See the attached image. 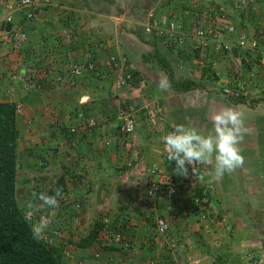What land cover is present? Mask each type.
I'll return each mask as SVG.
<instances>
[{
    "label": "rangeland",
    "instance_id": "rangeland-1",
    "mask_svg": "<svg viewBox=\"0 0 264 264\" xmlns=\"http://www.w3.org/2000/svg\"><path fill=\"white\" fill-rule=\"evenodd\" d=\"M3 1L6 10H9L8 5L14 2ZM83 1L85 15L80 29L83 28L84 37L79 45L73 48L80 49L81 56L78 59L76 56L66 58L64 69L69 68L70 64L83 62L89 56L103 67L107 64L109 56L115 55L118 58L123 57L128 65L131 63L134 65L133 82L137 85L135 90L132 89L133 82L130 87L114 90L111 80L89 76L82 86H77L78 82L70 84L62 79L61 68L60 71H53V68L50 73H43L38 69L42 67L41 65L38 67L39 63L46 62V56L37 64L35 60L40 56L31 57L29 52V55L22 53L20 65L24 69L20 74L22 81L28 85H35L38 79L53 74L50 78L52 86L67 84L70 87L66 93L72 96L69 113L70 116H74V121L70 119L65 123L57 118L50 120L44 132L40 133L42 135L35 136L34 133L29 134L26 131L32 127L33 122L23 115L25 105H19L18 102L15 104L18 131L15 188L17 202L22 212L25 214L24 205L30 200L36 204L41 203L34 200V193L46 192L52 195L59 190L57 206L52 209L43 206L37 215L50 216L52 219L43 238L55 248L61 264H214V259L224 254H227L228 264H264V249L262 250L258 242L264 237V176L258 180L253 179L248 185H240L236 177H231V182L225 185L229 193L224 196L221 191L223 185L217 184L210 177L206 165L199 163L193 165L198 175L204 177L203 181L192 173L191 166L186 177L175 175L174 161H167L162 145L159 163L149 165L143 162L142 157L144 151L142 146L148 138L141 136L142 140H137L132 135L127 139L118 130L119 124L123 121L121 117L125 116V114L120 116L119 111L127 109V114L130 112V108L122 105L125 101L131 100L129 97L134 98L131 102L136 100L132 105L140 113L135 131L139 130V124L140 129H144L148 123L156 125L160 118H164V112L159 105L151 100L152 90L149 91V87L158 85L162 76L166 75L169 82L171 79L178 83L188 80L181 79L184 76L189 77V74L193 76L195 73H198L197 77L201 76L207 81L216 80L217 76L211 67L212 61L208 54L214 58L213 53L216 52L215 58L221 55L224 61L227 59L229 65L224 67V72L228 75L226 84L239 88L243 82L240 77V61H246L237 51L240 48L236 47L235 30H229L227 20L231 19L232 9L238 8L240 16V13L250 10L254 1L246 0L247 3L243 4L242 0H229V5L224 7L223 4L217 3V0H104L106 2L104 6L107 7L104 9L99 5L101 0H93L98 1L93 8L86 6L87 3ZM172 2H175V5ZM208 2H211V6ZM151 10L154 15L165 19L173 18L184 28L190 29L192 23L197 22L198 26L206 30L205 49L192 47V44L182 49L167 48L159 44L156 38L146 34L144 29ZM90 12L115 16V31L109 32L103 22L95 23L97 21L93 18L96 14ZM33 18L31 17L29 21L31 22ZM68 24L72 23L67 21ZM0 25L3 28L5 24L1 22ZM99 25L104 27L100 28ZM69 28L71 27H67ZM67 34L71 35L68 37L73 36L71 32L67 31ZM104 34L110 40L113 39L110 52L107 50L109 45L104 47L96 45L103 42L100 38ZM70 40L62 44L64 46L62 51L58 50L61 56L67 55L69 47L72 46ZM143 43L149 47L143 49ZM23 46L24 44L19 46L17 51L21 53ZM55 46L60 48L58 43ZM98 48L104 54L100 59L95 56ZM173 66L179 73L177 80L173 76ZM195 84L196 88L201 87L200 83ZM170 88L181 89L172 86ZM96 89L102 90L101 99L94 97ZM144 90L146 92H143ZM214 91L224 94L220 86ZM83 94L89 96V99L92 98V101L89 102L87 99L89 105L82 108L78 102ZM146 97L148 102L153 103L152 106L144 108L141 105L139 109L140 102ZM229 99L240 102L245 97ZM151 109L156 113L153 114ZM56 111L58 110L54 113ZM106 111L111 113V123L107 124V128L110 129L106 131L105 127L101 128V124L100 130L92 129L97 127V116ZM80 112L84 117L81 122L84 123L91 117L95 124L91 128L79 126L81 128L79 132L69 135V125L79 122ZM148 113L152 114V119L157 120L155 123ZM165 126L170 127L169 124ZM52 128H55V131H52L56 132L55 137L49 138ZM95 142L100 143L99 148L102 152L105 150L119 152L118 157L114 159L116 166L112 169L107 168L105 171L92 169L96 166L94 165L96 155L89 150ZM137 162L141 164L137 165ZM119 170L121 171L118 172ZM64 173L67 174L71 189L68 191L64 185L63 190L57 187L56 191L51 193L56 179ZM165 174L177 178L178 185H181L179 196L147 197L146 190L151 179L164 180ZM226 176L228 178L230 175ZM181 179L185 181L181 183ZM101 188L113 191L115 197H111L110 201H104V194H97V190ZM240 193L256 195L262 201L242 199ZM159 220L167 224L164 232L158 231ZM88 235H93V239L83 248L80 242ZM262 244L264 246V241Z\"/></svg>",
    "mask_w": 264,
    "mask_h": 264
},
{
    "label": "crops",
    "instance_id": "crops-1",
    "mask_svg": "<svg viewBox=\"0 0 264 264\" xmlns=\"http://www.w3.org/2000/svg\"><path fill=\"white\" fill-rule=\"evenodd\" d=\"M252 1L254 2L251 4L249 11L240 13L239 16V9L235 7V10L232 9L231 19L227 20L228 27L232 26L235 30L234 33L236 38L234 39H236V47L240 48L237 51L240 53L241 57L245 59L244 61H246H240V77H242L241 79L244 82V88L247 92L245 99L240 100V102L233 101L224 94L214 91V89H217L218 86L222 87L226 84L228 75L227 72H224V67H227L229 63L227 59L224 61L221 55L219 58H215V55H217L216 52L213 53V59L210 57V54H208L210 61H212L211 67L217 76L215 78L216 80H213L212 82L207 81L204 78L202 79L201 76L197 77L196 75L198 73H195L192 76L188 72L187 74H189V77L184 76L181 79H188L194 83H200V88L195 87L190 90L183 91L181 89L174 90L172 88L160 90L158 85L149 87V91L152 90L151 92L153 94V99L151 98V100L159 105L161 111L164 112V118H160V122L156 123V125L148 123V126L144 129H140L141 125L139 124V130L135 131V134H133L137 140H142L141 136L148 138V140L146 139L144 142V146H142L144 149L142 152L143 162L145 161L149 165H155L158 164L161 159V145L163 146L161 138L176 124L184 123L192 125L202 132H208L211 129V122L209 119V113L211 110L225 105L238 108L243 113L244 127H246L249 131L245 134L243 140L239 144L244 160L243 164L233 172L226 173L224 176L214 179L217 184L223 185L222 188H224L221 189V191L224 193V196L229 193V189H227L225 185L231 182V177H236L237 183L240 185H248L253 182V179L258 180L262 178L261 176H264V91H262L263 77L260 72V66L264 64V0ZM83 2V0H51L48 7H42L38 10L31 22H24L23 18L20 17V14L14 12L12 13L13 22L11 24L4 25L3 28L0 27V102H13L14 104L18 102L19 105H25L23 115H26V118L33 122L32 127L29 130H26L29 134L34 133L35 136L42 135L40 133L44 132L45 126L48 124L47 122H50V120L57 118V120L65 123L70 119H73L74 121V116H70L71 114L69 113L72 96L69 93H66V90L70 87L67 86V84L55 87L52 86L53 84L50 78L53 77V74H51L50 77L48 75L47 78L38 79V81L35 82V85H28L26 82L27 87H25L26 83L22 81L23 79L20 75L24 72V69L20 67V65H22V53L28 54L29 52L31 57L32 55H38L40 57L46 56L45 58L48 66L45 70L49 73L53 68V71H60V68L64 70L66 58L76 56L78 59L79 56H81L80 49L73 50V48H75L76 45H79L80 41H82V38L84 37L82 34L83 28L80 29L85 15V6ZM85 2L87 3L86 6L93 8L96 6L98 1L95 2L93 0H85ZM100 2L101 4L99 5L101 8H107L104 6L106 4L104 0H101ZM188 2L190 3V1ZM3 3L4 1L0 0V23L8 11ZM174 3L172 2L173 5H175ZM208 3L211 6V2ZM217 3L227 6L229 5V0H217ZM178 6L181 7L179 4ZM157 8H160V6H157ZM161 9H163V7H161ZM90 13L93 14L95 12ZM95 14L96 16L93 18L94 21H97L95 23L103 22L105 29L109 32L115 31V16L104 13ZM67 21L73 25H67ZM69 26L71 28L67 29ZM99 27L102 28L104 26L99 25ZM258 27L262 30L261 33L259 32ZM6 28L11 29L13 33L6 32ZM19 31H25L27 33V40L23 42L24 46L22 47L23 50H21V53L17 51L18 47L14 43L13 35L15 32L18 33ZM67 31L73 33V36L68 37L71 35L67 34ZM105 35L106 34L100 38L103 40L102 43L96 44L98 42L96 41L95 44L99 47L109 45L107 50L109 49L110 52V48L112 47L110 44L113 42V39L110 40L107 35ZM69 39L72 41V46L69 47V51L66 56H61L62 54L59 53L58 50L62 51L64 47L62 44H66ZM253 39H256L257 41V47L254 50L250 49L249 46ZM224 41H226V39H224ZM56 43L59 44L60 48L55 46ZM142 46L143 49L144 47H149V45L145 43H143ZM96 51L97 55L95 56L99 57H97V59L103 57L104 54L100 51V48L96 49ZM59 56L61 57L58 59ZM57 60L60 61V63H57ZM131 65L133 64L131 63ZM22 69L23 72L21 71ZM172 69L174 79L177 80L179 75L177 68L173 66ZM86 77L89 78V76H84L82 79L80 78L77 86H82ZM196 77L198 79H196ZM132 84V89L135 90L134 88L137 84L134 82ZM101 91L102 90L100 89H96L93 93V95H95L94 97L101 99ZM143 92H146V90ZM90 94L91 93H89V95ZM129 98L134 100L132 97ZM255 98L258 100H251ZM87 99H89V96L86 94H83L79 99L78 103H80L79 105H81L82 108L87 107L86 105H89L88 103L92 101V98L89 99V102ZM131 100L125 101L122 105L125 108H130V112L128 114H134L137 118L140 116V113L138 110L136 111L135 106L132 105L136 103V100L134 102H131ZM140 103L139 109L141 108V105L145 108L148 106L150 107L153 104L152 102H148L147 97ZM55 110L58 111L54 113ZM127 111V109L122 112L119 111V114L122 113V116L123 114L127 115ZM151 112L153 114L156 113L153 109H151ZM143 113L144 115L146 114L145 112ZM110 115L111 113L109 114L108 111H106V113L101 112L97 116V127H92V129L96 131L100 130L99 124H101V128L105 127V130L108 131L110 128H107V124L109 125L111 123ZM155 121L157 120H154V123ZM165 122H168L166 124H169L170 127H166ZM74 124L77 123H71L69 126ZM80 130L81 128L78 132ZM52 131H55V128H52L49 133V138L55 137L56 132ZM86 132L87 131L83 133ZM94 139H92V141H94ZM91 147L92 148H90L89 152L96 155L94 165H96L97 168L96 166L95 168H92L94 171H105L107 168L112 169V167L116 166L114 159L118 157L119 152L117 150H105L102 152L101 148H99L100 143L97 144L96 142ZM139 164H141V162H137V165ZM207 167L208 172H210V166ZM120 171L121 170L118 172ZM63 175L64 185L69 191L71 189V187L69 188L70 182L68 181L67 174L64 173ZM226 175L230 176L227 178ZM107 193L110 196H107ZM97 194H104L103 200L106 202L110 201L111 197H115L116 195L113 191H106L105 188L97 190ZM240 196H242V199L252 201H260L258 199H261L253 194L240 193ZM106 202L104 203L106 204ZM262 241H264V237L262 240L258 241L263 250L264 246ZM226 259L227 254L220 255L216 260L214 259V264H228Z\"/></svg>",
    "mask_w": 264,
    "mask_h": 264
},
{
    "label": "built area",
    "instance_id": "built-area-1",
    "mask_svg": "<svg viewBox=\"0 0 264 264\" xmlns=\"http://www.w3.org/2000/svg\"><path fill=\"white\" fill-rule=\"evenodd\" d=\"M50 3V0H14L12 5H8L9 10L4 15L2 22H4L5 25L12 23V13L14 12L20 14V17L23 18L24 22H28L31 17L35 16L38 10H40L42 7H48ZM242 3L245 4L247 3V1L242 0ZM259 28L260 27H258V29ZM144 29L146 34L152 37L154 36L159 44L164 45V47L167 48L182 49L186 45L192 44V47H199L205 49L207 45L206 30H204L201 26H198L197 22H193L192 27L190 29L188 27L184 28L182 27V24L176 22V20H174L173 18L165 19L163 17L154 15L152 10L149 12L148 22L145 23ZM229 30L232 31L233 27L229 26ZM5 31L13 33L11 29H5ZM259 32L261 33L262 30L259 29ZM15 33L13 34L14 43L17 47H19L23 44L24 41L27 40V33L25 31H21L16 34ZM249 46L252 50L256 49V39H253L250 42ZM41 58L42 57H37L35 63L38 64V61L41 60ZM40 65L42 67L38 69L42 70L43 73H47L45 70V68H47L48 66L47 62H45L44 64L42 62L39 63L38 67ZM260 67V72L263 77L262 88L264 90V64H262ZM132 69L133 66L128 65L123 57L118 58L115 55H110L107 60V64L103 67H100L98 65V62L92 56H89L83 62L70 64L69 68L61 70V75L62 79H65L70 84L77 83L78 80L84 76H100L102 78H105L107 81L111 80L113 89L119 90L131 86V83L134 79ZM59 77L61 76L59 75ZM27 78L29 79V75H27ZM221 90L224 95L228 98H242L247 96V92L244 88V82H241L239 88L235 85L231 86V84H226L225 86L221 87ZM121 114L122 113H120V115ZM82 115L83 114L81 112L78 114L79 122L77 124L69 126V135H75V133H77L78 131V128L80 127L85 128L86 126H94L95 121L91 117L88 118V120H85L84 123L81 122L83 117ZM148 115L152 119V114L148 113ZM121 119H123V121L119 124L118 130L122 133V135L129 139V137L132 136L135 132L137 118L134 114L130 113L123 116ZM167 175L168 174H165L164 180L155 181L154 179H151V182L149 183V186L146 190L147 197L166 198L172 196H179V186L181 185H178L179 182L176 177H173L172 175ZM184 181L182 179L180 180L181 183H183ZM196 201H198L197 198ZM157 228L159 232H164L167 229L166 222L163 220H159Z\"/></svg>",
    "mask_w": 264,
    "mask_h": 264
},
{
    "label": "clouds",
    "instance_id": "clouds-1",
    "mask_svg": "<svg viewBox=\"0 0 264 264\" xmlns=\"http://www.w3.org/2000/svg\"><path fill=\"white\" fill-rule=\"evenodd\" d=\"M23 72V69L21 70ZM160 90H167L171 84L166 75L159 79ZM211 129L202 132L192 125L176 124L171 131L162 137L164 152L167 161H174L173 173L186 177L191 171L201 181L195 163L210 166V177L220 178L226 173H231L239 168L244 160L239 144L245 134L249 131L244 127L243 113L230 105L213 109L209 113ZM59 190L50 195L46 192L34 193V200L41 202L34 203L30 200L25 203V218L30 221V229L34 239H41L46 236V231L52 223L50 216L37 215L41 207L55 208L58 204L57 197Z\"/></svg>",
    "mask_w": 264,
    "mask_h": 264
},
{
    "label": "trees",
    "instance_id": "trees-1",
    "mask_svg": "<svg viewBox=\"0 0 264 264\" xmlns=\"http://www.w3.org/2000/svg\"><path fill=\"white\" fill-rule=\"evenodd\" d=\"M170 84L183 91L196 87L188 80L178 83L170 79ZM17 139L16 106L13 102H0V264H61L51 244L44 238H33L30 221L18 205L15 188ZM63 186L64 177L60 175L50 192L57 187L63 190ZM92 239L93 235L84 237L80 246L89 245Z\"/></svg>",
    "mask_w": 264,
    "mask_h": 264
}]
</instances>
